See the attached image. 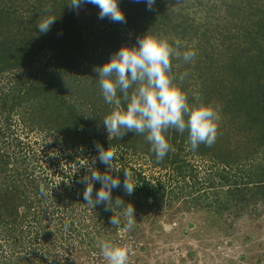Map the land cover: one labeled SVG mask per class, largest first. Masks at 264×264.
<instances>
[{"label": "trees", "instance_id": "obj_1", "mask_svg": "<svg viewBox=\"0 0 264 264\" xmlns=\"http://www.w3.org/2000/svg\"><path fill=\"white\" fill-rule=\"evenodd\" d=\"M175 1L155 0L148 10L146 0H118L126 17L120 24L133 36L125 43L119 25L108 18L78 25L69 0H0V79L9 76L0 86V264H70L76 247L116 233L118 227L110 223L114 213L104 204L93 208L83 198L86 185L80 181L87 166L107 170L95 143L115 150L114 163L121 169L111 175L119 177L121 186L111 194L125 207L132 204L134 219L170 207L181 197L204 209H243L251 203L257 209L255 204H264V0L244 5L260 11L256 19L237 16L234 26L202 32V57L194 65L198 75L189 73L192 62L171 58L169 75L173 82L179 80L189 104L211 105L227 119L211 147L201 144L192 150L188 132L170 128L164 134L172 150L158 161L143 135L129 131L120 139L108 138L103 118L111 106L102 97L95 69L146 33L166 38L173 47L178 44L179 51L196 50L190 39L202 28L201 12L232 0ZM46 7L49 12L43 11ZM46 15L56 20L43 34L37 24ZM242 32L246 46L229 55ZM216 46L224 49L220 68L204 59L215 55ZM190 76L203 81L194 96L187 94ZM228 76L239 80L238 88L223 93ZM228 123L243 137L241 150L228 146ZM23 127L38 129V137H30ZM50 136L53 141L44 140ZM136 153L147 158L148 168L141 162L136 166ZM124 169L137 184L131 195L123 188ZM41 185L46 196L40 194ZM100 187L94 182V196ZM125 225L121 217L119 228Z\"/></svg>", "mask_w": 264, "mask_h": 264}, {"label": "clouds", "instance_id": "obj_2", "mask_svg": "<svg viewBox=\"0 0 264 264\" xmlns=\"http://www.w3.org/2000/svg\"><path fill=\"white\" fill-rule=\"evenodd\" d=\"M85 3L99 8V19L108 18L113 22L126 23L118 0H69L68 5L78 10ZM146 3L148 10H152L155 0H146ZM43 11L49 12L50 9L46 7ZM55 20V16H44L37 24L39 32L46 34L50 31ZM178 48V44L173 47L166 38L146 33L137 39L136 45L122 46L112 54L108 62L95 69L102 97L111 106V111L103 118L109 140L120 139L129 131L143 135L158 161L163 160L172 150L164 134L170 128L180 133L187 131L192 150L201 144L211 147L215 143L219 112L211 105H190L187 95L169 75L172 57L182 56L185 62H191L196 55L191 50L181 53ZM187 75L186 72L182 73L180 81ZM95 147L99 162L106 165L107 170L101 173L94 166H87V174L80 181L86 185L84 201L93 208L104 204L106 211L114 213L110 223L119 228L123 217L126 221L123 230H130L136 222L132 204L128 203L125 207L121 198L113 200L111 194L114 188L121 186L119 177L111 175L113 171L119 173L121 169L114 163L116 152L111 147L105 149L99 143H95ZM96 159L93 158V165ZM124 177V191L131 195L137 184L132 182L131 173L127 169H124ZM94 182L101 184L95 196ZM40 194L47 195L43 185L40 186ZM115 208H122V211L116 213ZM99 248L107 264H129L127 246L102 240Z\"/></svg>", "mask_w": 264, "mask_h": 264}, {"label": "rangeland", "instance_id": "obj_3", "mask_svg": "<svg viewBox=\"0 0 264 264\" xmlns=\"http://www.w3.org/2000/svg\"><path fill=\"white\" fill-rule=\"evenodd\" d=\"M249 1L221 2L218 3V6L216 4L214 9L209 6L207 10L201 12V16L197 15L202 17L200 19L204 22L201 20L202 25L200 27L202 28L195 37L190 39L191 45L197 49H194L196 55L191 61L189 73L192 75L199 73L198 68L194 65L197 59L202 57L199 55V50L202 49L199 46H201L202 32L205 29L216 31L217 28H223L224 25L234 26L238 22L234 19L237 16L248 18L251 14L256 19L260 15L258 10L252 11L249 7L244 8V5ZM176 3L175 0H168L169 5ZM98 14V7L85 3L78 10L74 9L73 17L78 25H86L89 23V19L97 18ZM111 23L116 26L119 25L120 37L125 39V43L132 41V32L125 24L113 21ZM243 24L249 25V23L246 24L245 20H243ZM231 33H234L232 29ZM244 35L245 33H243L237 47L232 46L233 51L232 53L229 51V55L239 54L241 45L242 48L246 46L247 38L243 39ZM221 46L213 48L215 50L214 56L207 58L204 56V59H207L206 64L212 61L216 62L218 68L222 66L221 58L224 49H220ZM210 47L212 46H208V48ZM180 52L183 53L184 51L180 50ZM45 54L46 51L37 58L38 62L42 61ZM4 76L0 79V86L4 85L1 83L6 82L9 77L8 75ZM187 79L189 80L187 94L194 96L197 91L199 92L203 81L201 79L199 82L195 76H190ZM238 81V79H234V76H228L224 80L226 88L223 93H228L235 87L238 88ZM174 82L178 84L179 80L175 79ZM218 112L220 116L219 126L224 121L227 122V119L220 110ZM232 129L233 125L230 123L225 126V131H228V135H230L227 141L228 146L241 150L243 147L239 140L243 137L231 131ZM25 131L30 137H38V129L30 131L28 127H23V132ZM53 138L50 136L44 140L53 141ZM132 158L137 161L136 166L138 162L146 163L142 164L145 168L150 166L147 158L142 154H133ZM211 199H213L212 196L207 198L208 201ZM205 200L201 199L200 201L205 204ZM252 205L251 203L243 209L236 207L235 209L234 207L230 209H204L198 204H190L181 197L174 200L170 207H164V209L156 210L154 213H147V216H138L130 230L124 231V226L118 228L113 235L97 239L95 243L76 247L77 253L71 257L70 264H107L104 258L96 259L100 254L99 243L102 240L127 246L129 248V260L133 259L140 264H264V204L261 202L255 204L257 209H252ZM92 252L98 253L93 259L89 257Z\"/></svg>", "mask_w": 264, "mask_h": 264}, {"label": "built area", "instance_id": "obj_4", "mask_svg": "<svg viewBox=\"0 0 264 264\" xmlns=\"http://www.w3.org/2000/svg\"><path fill=\"white\" fill-rule=\"evenodd\" d=\"M97 252H92L91 255L89 257H91V259L95 258V256L97 255ZM96 259H103V257H101V254H98V256L96 257ZM100 264V263H97ZM102 264V263H101ZM129 264H140L138 261L135 262V260H129Z\"/></svg>", "mask_w": 264, "mask_h": 264}]
</instances>
